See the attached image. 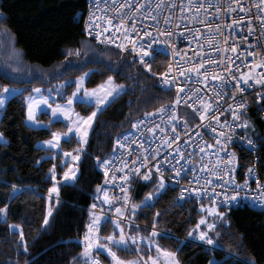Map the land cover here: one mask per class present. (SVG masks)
I'll return each instance as SVG.
<instances>
[{
    "label": "trees",
    "instance_id": "trees-1",
    "mask_svg": "<svg viewBox=\"0 0 264 264\" xmlns=\"http://www.w3.org/2000/svg\"><path fill=\"white\" fill-rule=\"evenodd\" d=\"M86 5L87 0H0L1 40L2 31L7 30L21 53L20 60L11 54L17 62L9 63L4 38L0 48L2 86H28L23 93L27 94L31 85H51L68 76L75 77L88 67L94 68L86 82L88 87L99 85L108 76L125 84V89L97 114L77 163L76 181L60 183L58 199L48 196L54 182L50 169L55 165V174L61 179L66 164L62 163L60 152L54 155L37 146V141L50 138L52 132L64 131L67 124L55 120L49 127L28 125L23 94L10 97L0 110V130L7 139L0 142V207L7 205L8 209L6 215L0 213V264H84L82 257L75 261L73 257H79L82 252L83 235L90 223L88 207L97 200L100 193L97 186L104 183L102 167L96 158L100 161L109 158L117 137L132 130L140 115L154 112L176 99L173 90L160 86L156 75L168 66L167 55L157 50L155 62L148 59L149 71L134 59V54L87 38L83 33ZM69 47H77L80 54L69 55L66 51ZM76 108L89 114L93 106L77 102ZM180 112L183 114L184 110L181 108ZM40 116L50 121L48 113ZM247 119L248 134L260 144L261 167H264V121L260 118V104H251ZM80 146L75 136L62 141L65 151ZM247 164L246 157H238L240 173ZM13 184L17 185L16 190ZM155 189V179L138 183L134 203L140 207L135 210L134 218L146 227H129V233L147 235L155 224L161 231L155 237L156 242L176 252L180 264H209L213 259L217 264L250 261L264 264V210H255L245 203L225 213L215 227L219 233L218 247L209 248L189 240L188 235L204 216L201 205L205 204L189 201L179 205L173 191L167 189L152 204L144 206L142 202L147 194ZM49 207L51 215L44 225ZM12 224L23 229L26 250L18 243L19 230L9 227ZM113 230L111 222L103 223L100 235L107 236ZM114 250L124 259L137 255L147 259L155 253L142 240L139 252L132 248ZM95 252L102 264H111L108 253Z\"/></svg>",
    "mask_w": 264,
    "mask_h": 264
},
{
    "label": "snow or ice",
    "instance_id": "snow-or-ice-1",
    "mask_svg": "<svg viewBox=\"0 0 264 264\" xmlns=\"http://www.w3.org/2000/svg\"><path fill=\"white\" fill-rule=\"evenodd\" d=\"M181 3L183 5V0H181ZM115 4V0H114ZM232 4H235L237 8H239L241 11L247 13L249 9L245 8L244 5L240 2V0H230V3L228 5V8L225 11H235V8L232 7ZM97 7L99 5L97 4ZM144 7L143 3H138L135 5V8L137 10H140ZM165 5L163 0H161L160 3H157L155 9L152 11L156 12V15H150L149 17H146V19H151L152 21L156 22L159 24L160 22L157 20V16L160 15L164 9ZM170 8L175 7V4H170ZM209 8H212L213 5L211 3L208 4ZM256 7L258 9H261L262 12H264V0H259L258 4H256ZM133 5L128 2V0H125L124 3L119 4L118 6L114 7L113 14L109 15L107 13V0H105V15L100 16L99 18L93 14L92 12L89 13V20L85 24V31L86 34L89 37H94L95 40L100 41L102 43L106 44H117L118 40H123L126 41L127 43L121 42L118 44V47L120 49H127L129 52L134 53V59L138 60L142 66L149 71H151V64L148 63V59H151L155 62L156 55L159 54L157 52V49L160 46H169L173 50L170 52V54L175 58L176 56L179 55L178 52L174 51L176 46L171 43V39L169 37H172L173 35L179 36L180 35V29L177 26V32L175 34L172 33H161L157 32L156 36L153 37L152 33L147 30V27L143 29V35H140L139 31L137 30L135 26V20L133 19L132 21V27L129 28L126 24V20L128 18V14L125 13L123 10L124 9H132ZM195 8V12L193 13L192 20H198V15L199 12L204 9V4L200 3L199 6L197 7L196 5L192 4V0H188V4L185 6L181 7V13H183L185 10L191 12L192 9ZM215 12L219 14L221 12V7L219 5L215 6ZM211 15V13H209ZM259 20L261 22L262 27H264V14H261L259 17ZM184 19H188V17H184ZM116 21L114 23L113 21ZM251 20L252 17L248 16V22L249 25H251ZM101 22H103V27L101 26ZM165 24H172V20L170 19L169 16H165L164 18ZM191 22V21H189ZM205 28L208 29L209 33L213 32V29L210 25L205 24L202 20L199 21ZM233 26H239V21L233 20L231 23H228L225 25L226 28H232ZM112 30V33L109 32V30ZM248 31L251 33L253 29L249 27ZM116 32L120 33V36H114ZM215 32L216 35H221L220 32V25L215 26ZM135 33V35H133ZM5 35L6 38L10 37V33L5 30ZM184 35L185 36H192V39L198 44V51L197 53H194V56H198L200 54V49L204 47L203 44H200L199 39H203L204 37L202 36L201 32L197 30L194 35L189 33L186 29L184 30ZM161 36H164V39H161ZM246 38L239 42H244ZM220 41H214L211 35L206 40V44L209 47V50L212 52H215L217 54L221 53H226L229 52V48L227 47L226 43L225 46L222 48H216V44H220ZM154 45L156 47H154ZM249 48L252 47V45H248ZM257 48H264V34L261 35L260 42L257 43L256 45ZM165 51H168V48L164 49ZM68 53L71 55L75 53V55L80 54V49H67ZM231 53H236L237 52V41L233 40V43L231 44L230 48ZM12 52L14 55L18 56L19 51L15 48H12ZM186 55V53H185ZM255 54L252 52H240V56H244L245 59L247 60L249 56H254ZM227 60V65H224V61ZM189 65L192 64V61H187ZM209 63L208 60H202L201 63L195 64L194 66L188 67L186 70L180 67L176 68V75L173 77L170 73H172L173 68L172 64L169 63L168 67L165 71L156 73V75H159L161 77V83L164 84L165 86L168 87H175L178 89L176 99L175 101L172 102L171 105L168 107L171 109V115H169L167 121H165L166 124L171 125V128L173 130L174 134V140L169 142V138L167 136L161 137L160 138V144L161 145H167L171 151L166 153L163 161L157 160L154 164H152V167L147 168L146 172L143 174L144 179L150 180L151 177L149 173L155 169V172L158 174L159 179H158V186L156 188V191L158 192L160 189L165 187L164 183V176L161 173V167L167 166L171 171L175 172L176 175L172 177V179H177L179 178L180 172L184 170V166L179 165V160H176L175 158L169 159L168 157L171 155L172 152H177L179 154L180 159H184L183 153L180 152L179 146H176L175 148L172 147L173 144H175L176 140H180V132L175 131L177 125L175 121L181 120L183 122V126L187 130L189 129L188 126V121L185 119L183 116L178 115L177 110H176V104L178 103H185L186 105L190 106L193 110H195L192 114V118L196 117V114H199V119L201 121H204L206 119V114H208L210 111L213 109H216L218 111V105H216L213 102H210L209 100H205L201 97H199L195 90L189 88L188 92L184 93V96L181 97V93L184 92V89L180 87V85L176 82L179 78L183 77L185 78V82L188 79H192L191 73L196 74V78L199 79L200 77H203L202 80H199L200 83L205 84L207 87V91L212 92L213 96L215 97L216 100H222V97L220 96V93L216 91V88H220L223 90L224 87H227L228 82L230 81H235V86L239 88V91L243 93L244 89L240 88V84L243 81L245 85H248L252 81L255 82L257 85L264 86V75H261L260 78H256L255 74V69L261 68L264 66V57H261L259 62L254 58L250 61L251 67L247 69V71H240V68L234 64V61L231 59V56H224L221 59V64L217 65L215 60L211 61V64L216 66L218 71L215 74L209 75V73L201 71V69L204 67L205 64ZM223 65V67H221ZM235 67L236 71L239 73L238 76L232 75V68ZM11 75V73H9ZM87 75V74H85ZM15 78V77H13ZM83 80L84 76H81L77 78L76 82V90L72 93L71 96H69L64 104H60L59 102L55 103V105H50L48 103L49 97L44 96L42 94V90L40 88H35L33 89V92L40 94L39 96H35L32 94H29L27 97L28 100V105H27V119L33 121L36 124H40L41 121H38L36 119V111L38 109H41V106H45L44 110H51L52 116L57 117V116H62L67 118V131L66 132H60V131H55L52 132L51 138L48 140L43 141L44 144L47 145H52L55 147H60V140L61 137L63 136L66 141H70L71 137L70 134H75L80 138V143L81 145L83 143L87 142V137H88V132L89 129L92 126L93 119L96 116V112L93 111L91 114L88 116H80L78 113H75L72 108L73 104V98L77 96V93H81L82 95L79 97V100L83 103H92L94 102L97 106V109H99L100 105H103L105 101L109 99V97H114V94L118 93V90H123L124 86L120 84H116L114 82V78L112 76H108L107 80L100 85H98L96 88L93 89H86L83 88ZM209 80L214 82L213 84H209ZM15 89L9 88L7 85L2 86L0 88V108H2L5 103L6 99L9 96V94H14ZM50 91H55V90H50ZM201 91H205V89H201ZM189 93L192 94V96L195 97V102L191 103L189 105ZM235 96V93L232 94ZM261 96H264V92L258 94ZM237 109H244L246 107V103H237L235 105ZM226 111H231V115L235 118V120H240V115L238 114L237 111L233 110L232 105H228L227 108L225 109ZM157 112L159 113H164L165 112V107L162 105L159 109H156ZM146 115H151V113H147ZM211 121L216 122L217 124L220 123L219 121V116L213 115L211 116ZM49 124L53 123L52 120L48 122ZM137 125H145V121L143 120H136L132 127L137 128ZM236 125L233 124V127ZM245 126H247V122H245ZM200 127H205L206 130L215 133L217 132V128H213L211 126V123L207 125H200ZM158 128H160V125H154L151 128H148L147 131L150 133H154ZM163 131V129H161ZM187 135V133H185ZM199 135V134H198ZM132 133L129 132L127 134V137H131ZM220 136H223L224 139H220ZM220 136L216 137L217 139V144L212 145V144H207L206 147L211 149L213 147H219L220 151L224 153V155H227L229 157V160L227 163H224V161L220 158L218 154H212L215 156V162L217 166H222L223 168L227 169V171L224 173V175L228 176L227 180V185L228 186H234L235 188L240 189L244 196L247 197L249 192L255 191V195L253 196V200L258 202L261 206H264V185L261 184L260 180L256 178L255 183H256V190H252L248 180H244L240 183H237L235 179V166L237 163V158L235 152H228L225 151V148L227 147L225 140L230 141L232 137L226 133L221 132ZM0 139H4V133L0 132ZM190 140L191 137H188ZM246 139V142L249 146L252 145L253 141L250 139ZM136 144H140V149L139 151L143 155H138L135 160L129 161L127 158L124 161H113L111 158H106L103 161H100L99 158L97 157V161L100 164V166L104 170V175L106 178L107 183H111L110 180H108V175H109V169L110 167H115L116 171L123 173L120 177L119 180L122 183H127L128 181V174L125 171L128 169V164L131 163L133 165V169L131 170L133 174H137L140 172L141 167H145L148 163V157L151 155L153 159L155 157L160 155L159 149H155L152 151H149L148 149H145L143 147V144L141 143L140 140H135L133 141ZM203 143V141H201ZM115 146L120 148L121 150L125 148H130L131 145L128 144L127 138L124 137L123 135L116 139L115 141ZM151 147V146H150ZM83 151L82 147L77 148L73 152H64L63 155L65 157H70L72 161L78 162L80 160V155L79 153ZM203 153V149L200 150ZM191 159V157H189ZM142 161V162H141ZM122 165V166H121ZM139 165V166H137ZM208 169V165L201 163V171H205ZM79 171L78 166L75 164H70L62 174L61 179L64 180H69V179H75L77 172ZM50 172L52 173V179L55 180L56 174H55V165L52 166L50 169ZM220 173L216 170L213 169L211 170V175L213 176H218ZM249 176H255V169L254 168H248V173ZM112 179H116V174L115 172L112 173ZM197 183H199V179L196 180ZM208 184H212V180H207ZM115 186V185H113ZM223 186V184L221 185ZM13 190H16L17 185L13 184L12 185ZM49 193H56L57 196L59 194V189L56 186V184H53V186L48 190ZM97 191L98 192H103L104 193V201L109 203L110 205L112 204V199L109 197L107 188L104 187L102 188L101 186H97ZM203 192H207L213 200L216 198H219L221 201V206L230 204L233 202H238V198L240 197V192H232L230 195L229 194H221L217 193L215 188L211 189H201V188H191V189H182L180 196L183 197L185 195H188L189 193H194L197 195H201ZM154 193L149 192L147 194V197L145 198V201L142 203L144 206H148L146 203L148 200H150L153 197ZM99 199V197H97ZM122 200L123 202L127 205L129 200H130V194L126 191H122ZM92 209H95L97 207L96 204H93ZM140 207V205L137 204H131L130 210L132 213H135V210ZM201 208L204 209L205 212L211 213L214 218L223 220L224 218V213L220 212L218 210V207L215 203L209 206L201 205ZM7 205L4 207H0V213L2 214H7ZM51 207L48 209V214L45 215L43 224L47 225L48 224V216L51 215ZM115 211L117 213V216H124L125 212L124 209L121 207H115ZM157 216L160 215V213H156ZM131 217L128 218V224L129 227H133L131 224ZM104 222L105 224L111 222L113 224L114 230L107 236H100V227H101V222ZM206 225L205 230H201V225ZM10 228L13 229H18L19 230V236L20 240L18 243L25 248H27V244L24 241V232L23 229L16 224L9 225ZM216 227L215 222H209L208 219L205 216H201L198 223L196 224L195 228L188 233L189 236H193L194 234L197 236L199 241L206 242L207 245H212L215 246L219 244V241L213 240L212 236L209 235L210 230H214ZM87 231L83 235V249L79 257H73V261H75L78 258H83L85 260V264H102V262L99 260L98 257L93 255L94 250L99 251L101 249L106 250L107 253L111 257V264H162L160 257L162 256L164 258L163 264H180V261L177 257L176 252L165 249L163 248L159 243H156L155 240L153 239L157 235V231L155 228V224L153 225V229L151 231V234L147 237L137 235V234H131V233H126L124 230V226L121 223V221L115 217H112L111 215L105 216L104 213H96L95 211H90V223L86 226ZM115 229H119V233L115 231ZM216 236H219V233H213ZM161 235H163L161 233ZM101 240L104 241V243H101ZM141 240H147L148 242V247H151L152 244L155 243V248L157 255L156 256H148L147 259H143L140 255H137L133 259H124L122 258L117 251L114 249L117 248H123L125 250L132 248L139 252V244ZM211 250V249H209ZM209 264H217V261L215 259L209 261ZM249 264H255L254 261H250Z\"/></svg>",
    "mask_w": 264,
    "mask_h": 264
},
{
    "label": "built area",
    "instance_id": "built-area-1",
    "mask_svg": "<svg viewBox=\"0 0 264 264\" xmlns=\"http://www.w3.org/2000/svg\"><path fill=\"white\" fill-rule=\"evenodd\" d=\"M125 0H107V13L109 15L113 14V10L115 6H118L121 3H124ZM130 4L133 5L132 9H124L123 11L128 14V18L126 20V24L129 28L132 27V21L135 20V26L139 31L140 35H143V29L147 27V30L152 33L153 37L156 36L157 32L161 33H172L175 34L177 32V26L179 27L180 35L169 37L171 39V43L176 46L175 50L179 53L178 56L175 58L170 54L173 51L169 46H160L157 50H160L165 55H167L169 59V63L172 64L173 71L170 73L173 77L176 75V68L180 67L183 69H187L190 66H194L195 64H199L202 60H208L209 63L205 64L201 71L211 74L217 73L218 69L216 66L211 64L212 60L216 61L217 65L221 64V59L224 56H231V59L234 61V64L240 68V71H247L249 67H251L250 61L252 59H256L257 62L264 57V48H257V43L260 42L261 35L264 34V27H262L261 22L259 20V16L264 14L261 9L256 7L259 0H240V2L244 5L245 8L249 9L247 13L241 11L239 8L236 7L235 4H232V7L235 8V11H225L228 8L230 0H192V4L199 6L200 3L204 4V9L199 12L198 20H192L193 13L195 12V8L192 9L191 12L185 10L181 13V7L188 4V0H183V5L181 0H163L164 2V9L160 15L157 16V20L160 22L157 24L156 22L152 21L151 19H146L150 15H156L155 9L157 3H160L161 0H128ZM143 3L144 7L140 10L135 8V5L138 3ZM175 4V7L170 8V4ZM211 3L213 5L212 8L208 7V4ZM97 4L99 7H97ZM219 5L221 7V12L217 14L215 12V6ZM92 12L98 18L100 16L105 15V0H88L86 9L83 16V33L87 38H91L93 40L94 37H89L85 31V24L89 20V13ZM211 13V15H209ZM165 16H169L172 20V24H165L164 18ZM248 16L252 17L251 25L248 22ZM184 17H188V19H184ZM202 20L205 24H208L212 27L213 32L209 33L208 29L203 26L199 21ZM236 20L239 21V26H233L232 28H226L225 25L231 23V21ZM191 21V22H189ZM116 23V21H113ZM220 25V32L221 35H216L215 26ZM101 26L103 27V22H101ZM249 27L253 29L250 33L248 31ZM187 30L192 35L195 34L197 30H199L204 37L203 39L197 38L200 41V44H203L204 47L200 49V54L198 56H194V53L198 51V44L192 39V36H185L184 30ZM112 33V30H109ZM135 35V33H133ZM211 35L214 41H220V44H216V48H222L225 46L229 48V52L217 54L209 50L208 45L206 44V40ZM114 36H120L119 32H116ZM164 36H161V39H164ZM246 38L244 42H239ZM233 40L237 41V52L231 53L230 48ZM97 41V40H95ZM103 45H111L118 47V44L121 42L127 43L126 41L118 40L117 44H106L100 41H97ZM252 45L251 48L248 45ZM154 47H156L154 45ZM119 48V47H118ZM168 48V51L164 49ZM125 52H129L127 49H122ZM252 52L255 55L249 56L246 60L244 56H240V52ZM131 53V52H130ZM186 53V55H185ZM134 54V53H132ZM135 55V54H134ZM187 61H192V64L189 65ZM149 63V62H148ZM168 63V64H169ZM224 65H227V60L224 61ZM168 67V66H167ZM166 67V69H167ZM223 67V65L221 66ZM165 69V70H166ZM164 70V71H165ZM256 78H260L261 75H264V66L261 68L255 69ZM232 75L238 76L239 73L236 71L235 67L232 68ZM192 79H188L185 82V78L181 77L176 82L180 85L181 88L184 89V92L181 93V97L184 96L185 92H188V89L191 88L195 90L196 94L205 99L209 100L210 102L215 103L218 105V111L213 109L208 114H206V119L201 121L199 119V114H196L195 118H192V114L195 110H193L190 106L186 105L185 103L181 102L176 104V110L178 115L183 116L188 121V126L190 131L185 129L183 126V122L181 120L175 121L177 127L175 131L180 132V140H176L175 144L172 145L173 148L179 146L180 152L183 153L184 159H180L179 154L177 152H172L171 155L168 157L169 159L175 158L179 160V165L184 166V170L180 172L179 178L172 179L173 176L176 175L175 172L171 171L167 166L161 167V173L164 176V183L165 187L160 189L158 192L153 191V197L148 200L146 203L152 204L160 194L164 193L167 189H170L174 193L175 202L179 205H183L189 201H198L204 203L206 206L212 205L215 203L218 209L222 210L225 213H229L232 210L239 207L241 204H248L255 210H264V206H261L258 202L253 200V196L256 194L255 191L249 192L248 196L245 197L243 192L235 188L234 186H228L227 180L228 176L224 175L227 169L223 168L222 166H217L215 162V156L212 154H218L220 158L227 163L229 157L224 155L223 152L220 151L219 147H213L211 149L207 148V144L216 145L217 139L216 137L220 136V133H226L232 137L230 141L225 140L227 147L225 151L228 152H235L237 163L235 166V179L237 183H240L244 180H248V183L252 190H256V183L255 180L258 178L262 185H264V167H261V156H260V144L248 134V126L249 122L247 119V115L250 111V106L253 102L260 104V118L264 121V96L258 95L264 92V86L255 84L254 81L245 85L243 81L240 84V88H243L244 91L241 93L239 88L235 86V81H230L227 84V87H224L223 90L220 88H216V91L220 93L222 100H216L213 96L212 92L207 91V87L205 84L199 82L202 80L203 77L199 79L196 78L195 73H191ZM159 84L163 88L171 89L174 91L175 95H177L178 89L175 87H168L162 84L161 77L158 75ZM211 80H209V84H213ZM201 89H205V91H201ZM235 93V96L232 94ZM195 102V97L189 93V105ZM237 103H246V107L244 109H237L235 105ZM172 103H168L164 105L165 112L159 113L157 111L148 112L151 115H146L144 113L138 117L137 120L145 121V125H137V128H133L129 132L132 133L131 137H127V133H123L117 137L120 138L122 135L127 138L128 144L131 145L130 148H125L121 150L120 148L115 146V150L111 154L109 158H111L114 162L115 161H124L126 158L129 161L135 160L138 155H143L139 149L140 144H136L133 141L140 140L143 144L145 149L149 151L159 149L160 155L153 157L150 155L148 157V163L145 167L140 168V172L137 174H133L131 171L133 169V165L131 163L128 164V169L125 171L128 174V181L127 183H122L119 180V177L123 174L116 171L115 167H110L108 180L111 183L106 182V178L104 175V183L102 188L106 187L109 197L112 199V204L104 201V193L101 191L99 193V201L98 203H92L88 209L91 211H95L96 213H104L105 216L111 215L119 220H121L124 224L128 223L127 213L130 210L131 204H133L137 185L140 181H149L144 179V173L146 172L147 168L152 167L157 160L163 161V158L166 153L170 152L171 149L167 145L160 144V138L167 136L169 138V142L171 143L174 140L173 130L171 125L165 123L167 121L169 115H171V109L168 107ZM228 105L233 106V110L237 111L240 115V120H235V118L231 115V111H226ZM184 110L182 114L180 109ZM216 115L219 116L220 123L217 124L216 122L211 121V116ZM192 118V119H191ZM194 120V121H192ZM245 122H247V126H245ZM211 123L213 128H217V132L212 133L206 130L205 127H200V125H207ZM160 125L154 133H150L147 131L148 128L153 127L154 125ZM233 124L236 126L233 127ZM163 129V131H161ZM187 133V135H185ZM199 134V135H198ZM188 137H191L189 140ZM250 139L253 141L252 145L249 146L246 142V139ZM220 139H224L223 136H220ZM203 141V143L201 142ZM151 146V147H150ZM203 149V153L200 151ZM243 156L248 159V164L242 173H240L238 168V157ZM191 157V159H189ZM142 162V161H141ZM201 163L207 164L208 169L205 171H201ZM122 166V165H121ZM139 166V165H137ZM255 169V176H249L248 168ZM216 169L220 174L218 176L211 175V170ZM103 174L104 170L102 168ZM115 172L116 179H112V173ZM151 179L156 180V188L158 186V179L159 176L155 172V169L151 173H149ZM199 179V183L196 180ZM207 180H212V184H208ZM223 184V186H221ZM115 185V186H113ZM191 188H201V189H211L215 188L217 193L223 194H231L232 192H240V197L238 198V202H233L230 204H226L221 206V201L219 198L213 200L209 196L207 192H203L201 195H197L194 193H189L183 197L180 196L182 189H191ZM122 191H126L130 194V200L126 205L122 200ZM96 204L97 207L92 209V205ZM115 207H121L125 210L126 215L124 217L117 216L115 211ZM103 224V221L101 225ZM131 224L134 226H142L146 227V225L137 222L136 220H131ZM125 227V226H124ZM201 245H204L209 248H213L212 245H207L206 242L203 241H195ZM160 260L163 264V259L160 257Z\"/></svg>",
    "mask_w": 264,
    "mask_h": 264
},
{
    "label": "rangeland",
    "instance_id": "rangeland-1",
    "mask_svg": "<svg viewBox=\"0 0 264 264\" xmlns=\"http://www.w3.org/2000/svg\"><path fill=\"white\" fill-rule=\"evenodd\" d=\"M264 13V12H263ZM1 30V29H0ZM2 37H4L5 39H6V42H7V47H6V50H8V51H6L5 52V55H6V57L8 56V59H7V61L9 62V63H13V62H17L15 59H17V60H20L19 58H21V53H20V50L14 45V43H13V39H12V37L10 36V37H8V38H6V35H5V33H4V31H2ZM4 38H3V40H4ZM3 40H1V37H0V48H1V46L4 44L3 43ZM12 48H15V49H17L18 51H19V55L18 56H16V55H14L13 54V52H12ZM67 49H73V50H75V49H78L77 47H69V48H67ZM67 53H68V51H67ZM2 54V53H1ZM1 54H0V56H1ZM11 54L14 56V58L15 59H13V58H11ZM69 54V53H68ZM70 55V54H69ZM71 55H75V53H73V54H71ZM93 67H88V68H86L82 73H80V74H78L77 76H75V77H72V76H68V77H66V78H64V79H62V80H58V81H55V82H53L51 85H42V84H34V85H31V91L29 92V93H27V94H23L24 93V90L28 87V86H24V85H7L9 88H13V89H15L16 91H15V93L14 94H9V96L7 97V99H6V102H7V100L10 98V97H12V96H15V95H19V94H23V97H24V101H25V105H26V123L28 124V125H30V126H32V127H49L50 126V124L48 123L49 121L47 120H42V118H41V113H43V112H46V113H48L49 115H50V120H52V121H55V120H58V121H63V122H65L66 124H67V118H65V117H62V116H57V117H53L52 116V113H51V110L50 109H48V110H44V108H45V106H41V109H38L37 111H36V119L38 120V121H41V123L40 124H36V123H34L33 121H31V120H28L27 119V105H28V100H27V97H28V95L29 94H32V95H35V96H39L40 94H38V93H35V92H33V89H35V88H40L41 90H42V94L44 95V96H47V97H49V100H48V103L50 104V105H55V103H57V102H59L60 104H64L65 102H66V100H67V98L69 97V96H71L72 95V93L76 90V87H77V85H76V80H77V78H79V77H81V76H84V80H83V88H86V89H93V88H96L97 86H93V87H88L87 85H86V82H87V79H88V77L90 76V74H91V72L93 71ZM17 72V71H16ZM85 74H87V75H85ZM113 77V76H112ZM114 78V77H113ZM107 80V79H106ZM105 80V81H106ZM105 81H103V82H105ZM102 82V83H103ZM114 82L116 83V84H120V85H123L124 86V88H123V90L125 89V84L124 83H122V82H117L115 79H114ZM101 84V83H100ZM99 84V85H100ZM0 88H2V84H1V79H0ZM50 90H55V91H50ZM123 90H118V93L117 94H114V97H109V99L107 100V101H105V103L103 104V105H100L99 106V109H97V106H96V104L94 103V102H92V103H86V104H89V105H92L93 106V109H92V111L89 113V114H91L93 111H95L96 112V116H97V114L100 112V110L101 109H103L106 105H108L115 97H117ZM82 95V92L81 93H77V96L76 97H74L73 98V104H72V108H73V111L75 112V113H78L80 116H88L89 114H83V113H81L79 110H77V108H76V103L77 102H81L80 100H79V97ZM83 103V102H82ZM5 105H6V103H5ZM5 105L2 107V108H0V110H2L4 107H5ZM0 115H1V113H0ZM96 116H95V118L93 119V122H92V126H91V128L89 129V132H88V137H87V141H88V138H89V134H90V132H91V130H92V127H93V125H94V122H95V119H96ZM67 131V128L64 130V131H60V132H66ZM0 132H2L1 130H0ZM72 136H75V138L80 142V138L77 136V135H75V134H70V137H72ZM51 138V137H50ZM50 138H47V139H43V140H39V141H37V146H39V147H42V148H45V149H47V150H50V151H52L53 152V154L54 155H56L58 152H60L61 153V155H62V163H64V164H66V166H65V170H67V168H68V166L70 165V164H75L76 166H78V162H74V161H72L71 160V158L70 157H65L64 155H63V153L64 152H73L74 150H72V151H65V150H63L62 149V141L63 140H66L63 136L61 137V140H60V147H55V146H52V145H47V144H44L43 143V141H45V140H48V139H50ZM7 141V139H6V137L4 136V139H0V142H6ZM87 143V142H86ZM86 143H83L80 147H82V148H84V145L86 144ZM76 150V149H75ZM82 152L83 151H81L80 153H79V155H80V157H81V155H82ZM79 168V167H78ZM64 170V171H65ZM78 174H79V171L77 172V175H76V178H77V176H78ZM62 177V176H61ZM76 178L75 179H69V180H64V179H59L58 177H57V175H56V178H55V180H54V182H53V184H56V186L58 187V189H59V185H60V183H74L75 181H76ZM53 186V185H52ZM51 186V187H52ZM48 196L49 197H52V198H55V199H58V196H57V194L56 193H50V194H48ZM99 196V195H98ZM134 200H135V198H134ZM93 203H98V204H100V201L97 199L95 202H93ZM133 203H134V201H133ZM135 204V203H134ZM89 210V209H88ZM89 211H91V210H89ZM220 212H222L221 210H219ZM124 212H125V210H124ZM224 214H225V212H223ZM125 215H126V212H125ZM124 215V216H125ZM124 216H121V217H124ZM204 216L208 219V221L209 222H215V224L217 225L219 222H222V220H220V219H217V218H214L213 217V215L211 214V213H208V212H205L204 211ZM127 217L129 218V217H131L132 219L131 220H133V221H135L136 219L134 218V214H133V216H132V211L131 210H129V212L127 213ZM225 217V216H224ZM224 219V218H223ZM121 221V220H120ZM102 223V222H101ZM121 223L123 224V226H126V228L124 227V230H125V232L126 233H129V224L128 223H123L122 221H121ZM138 227V226H137ZM153 229V228H152ZM152 229H151V231H152ZM206 229V225H201V230H205ZM117 231H118V233H119V229H117ZM156 231H157V234L158 233H160L161 231L159 230V229H157L156 228ZM213 233H217L216 232V230H215V228H214V230H210L209 231V235H211L212 236V238H213V240H216L217 241V236L216 235H214ZM151 233H149V234H147V235H141V236H144V237H147V236H149ZM156 237V236H155ZM153 238L154 240H155V242H156V238ZM192 241H199L198 240V238H197V236L194 234L193 236H190L189 237ZM188 238V239H189ZM142 242H144L146 245H147V247H148V242H147V240H142ZM101 243H103L102 242V240H101ZM157 243V242H156ZM215 247H218V244L217 245H215ZM149 249H153L154 250V254L152 255V256H156L157 255V252H156V248H155V243L154 244H152L151 245V247H148ZM166 249V248H165ZM163 258V257H162Z\"/></svg>",
    "mask_w": 264,
    "mask_h": 264
},
{
    "label": "crops",
    "instance_id": "crops-1",
    "mask_svg": "<svg viewBox=\"0 0 264 264\" xmlns=\"http://www.w3.org/2000/svg\"><path fill=\"white\" fill-rule=\"evenodd\" d=\"M98 252H106L107 253V251L103 250V249L99 250ZM94 253H97V252H95V250H94L93 255H94ZM94 256H96V255H94Z\"/></svg>",
    "mask_w": 264,
    "mask_h": 264
},
{
    "label": "bare ground",
    "instance_id": "bare-ground-1",
    "mask_svg": "<svg viewBox=\"0 0 264 264\" xmlns=\"http://www.w3.org/2000/svg\"><path fill=\"white\" fill-rule=\"evenodd\" d=\"M88 1V0H87ZM85 35V34H84ZM111 156V155H110ZM151 181V180H150ZM90 206V205H89ZM126 227V226H125ZM100 234V233H99ZM101 236V235H100ZM103 237V236H102ZM188 239V238H187ZM191 240V239H190Z\"/></svg>",
    "mask_w": 264,
    "mask_h": 264
}]
</instances>
